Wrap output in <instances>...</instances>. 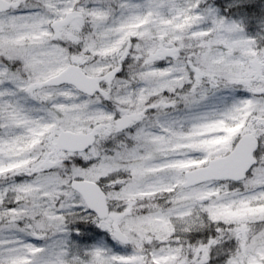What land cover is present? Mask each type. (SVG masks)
Listing matches in <instances>:
<instances>
[{
    "label": "clouds",
    "instance_id": "obj_1",
    "mask_svg": "<svg viewBox=\"0 0 264 264\" xmlns=\"http://www.w3.org/2000/svg\"><path fill=\"white\" fill-rule=\"evenodd\" d=\"M60 2L15 0L43 17L53 16ZM74 2L84 15L72 35L50 41L65 71L51 84L24 90L37 74L20 63L14 76L0 78V96L34 120L75 125L85 141L55 162L34 161L20 179L0 175V229L29 243L38 239L41 248L58 245L63 264H96V251L110 254L113 245L142 256L144 264L156 256H169L163 264H238L264 248V211L232 216L247 206L264 208V166L252 167L264 162L259 112L245 123L254 131L246 141L248 163L237 172H210L203 163L166 167L206 160L201 145L223 130L204 125L226 107L249 99L264 107V0H178L182 28L161 23L176 19L161 13L140 29L150 35L129 36L116 49L121 23L143 0ZM14 10L10 3L0 9ZM94 11L103 14H89ZM48 28L55 34L56 20ZM89 77L93 87L80 86L78 78ZM27 136L26 125H0V141ZM46 151L41 145L33 155ZM117 217L126 239L112 236ZM145 219L153 226L127 230Z\"/></svg>",
    "mask_w": 264,
    "mask_h": 264
},
{
    "label": "snow or ice",
    "instance_id": "obj_2",
    "mask_svg": "<svg viewBox=\"0 0 264 264\" xmlns=\"http://www.w3.org/2000/svg\"><path fill=\"white\" fill-rule=\"evenodd\" d=\"M12 4L14 12L5 15L0 11V78L14 76V69L20 63L28 64L37 74V79L33 84L21 85L24 90H32L36 87L51 84L64 71L65 68L55 60L60 50L50 44L51 40L60 39L63 35H72L69 29L77 24L78 20L84 15L83 9L75 4L74 0H61L57 5L58 11L51 17H43L35 9L23 7L15 3V0H0V9L5 4ZM56 3V0H53ZM139 11L131 15L121 23L119 31L122 33L121 40L113 43L112 48L120 47L123 40L129 36L134 39L137 36H148L147 32L140 31L150 25L154 20L160 18L161 13L171 12L175 20H162L161 23L175 24L176 29L183 27L178 21L184 14L183 7L178 0H143L137 6ZM94 16H101L103 13L94 11L89 13ZM57 22L55 34L49 30L48 25L52 20ZM11 82V81H9ZM80 86L91 89L93 87L92 78L79 79ZM5 95H14L9 92ZM259 112L257 120H264V107L255 105L251 99L244 102L243 106L232 105L220 112L219 117L204 125L205 128L222 129L223 134L214 139L207 140L201 145L205 150L207 159L204 161L175 162L166 167H187L188 164L205 165L207 171L227 174L235 173L248 163L249 153L247 148V138L253 130H246L245 123L250 119L249 114ZM0 125L5 127L27 126L28 136L24 139L6 138L0 141V175L16 174L20 179L27 170H32L31 165L34 161L38 166H43L49 161L55 162V156L66 148L81 147L85 137L75 125H64L63 123L52 124L27 117L18 105L11 101L5 102L4 97L0 96ZM245 129L246 136L238 138L237 133ZM44 145L46 152L41 153L37 159L33 153ZM256 155H259L257 151ZM47 157V159H45ZM78 164L87 168L88 165L82 159L76 161ZM264 166V162L257 161L253 168ZM252 169H249L251 173ZM86 172H81L82 178L87 177ZM28 191L29 186L22 188ZM88 198L95 199V194L85 191ZM16 206L9 204L8 208ZM264 211L261 207L247 206L237 209L232 216L243 219L247 213ZM146 226L152 227L150 220L135 223L130 222L127 230L141 231ZM83 228L84 225H79ZM112 236L115 239H126L127 231L121 230L120 220L117 217L114 221ZM38 239L29 243L18 238L7 230L0 229V264H63L62 253L58 245H49L44 248L38 247ZM113 251L106 254L97 250L96 264H144L143 257L130 249L113 245ZM169 256L154 257V264H163ZM238 264H264V248H254L250 252L238 259Z\"/></svg>",
    "mask_w": 264,
    "mask_h": 264
}]
</instances>
